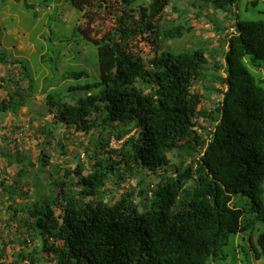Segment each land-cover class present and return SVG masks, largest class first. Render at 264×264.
I'll return each instance as SVG.
<instances>
[{"label":"trees","instance_id":"16d2710c","mask_svg":"<svg viewBox=\"0 0 264 264\" xmlns=\"http://www.w3.org/2000/svg\"><path fill=\"white\" fill-rule=\"evenodd\" d=\"M170 2L71 0L85 21L74 29V37L83 36L98 48L99 80L72 85L64 96L65 85L52 89V80L81 81L89 79V72L51 75L42 88V111L31 107L30 94L42 84H36L26 65L14 86L8 82L0 122L10 112L19 117L26 109L34 117L28 122L37 128L34 135L45 134L49 143L60 124L82 135L100 129L95 157L112 138L123 142L120 149L107 152L115 158L99 157L91 170L84 164L56 163L40 146L38 164L20 151L14 159L0 148V156L19 164L20 177L27 167L50 166L49 178H57L58 189L51 201L30 202L35 195H29L23 209L6 208L28 238L26 243L0 244V264H220L227 260L224 248L232 235L264 221V88L245 61L249 56L254 65L264 63V22L240 21L233 9L242 0H194L196 6L207 5L196 17L207 7L225 12L230 21L236 15V26L230 27L235 34L225 35L214 22L221 46H227L222 64L213 61L214 52L210 59L198 46L191 52L182 46L180 53L164 47L195 31L181 18L163 22ZM110 22L102 36L95 30L97 23ZM0 62L21 65L5 56ZM205 78L211 81L205 87L208 98L214 94L218 100L210 113L199 110L206 95L195 90ZM43 114L52 115V121L42 123ZM198 116H207L214 130L201 133ZM173 153L179 157L175 164ZM151 174L158 178L156 184L146 180ZM135 177H140L137 186L122 188ZM9 192L14 196V190ZM235 194L253 201L254 216L246 223L244 211L234 205ZM34 239L38 242L32 244ZM257 245L255 258L260 260L264 232ZM9 247L19 249L5 263Z\"/></svg>","mask_w":264,"mask_h":264},{"label":"rangeland","instance_id":"374dc122","mask_svg":"<svg viewBox=\"0 0 264 264\" xmlns=\"http://www.w3.org/2000/svg\"><path fill=\"white\" fill-rule=\"evenodd\" d=\"M193 2L194 0H171L165 12L163 22L181 18L191 22L195 28L193 33L184 38L164 44L166 48L172 46L174 53L183 52L182 46L185 45L190 47V52L195 49L193 46H198L206 52L210 59H212V52H214L215 59L213 61L224 64L223 55L227 46L224 48L221 46V38L214 31V22L225 31V35L232 32L231 26H236V15L240 21L264 22V0H242L238 10L237 8L233 9L236 14L233 21L227 19L225 12L221 10L214 12L209 7L203 10L204 15L202 17H196L199 9L207 5L197 2L196 6ZM253 2H258V4L253 5ZM174 8L178 11L176 12ZM84 23L83 13L72 6L71 0H0V58L5 56L11 62L21 63V65L14 66L0 62V102L8 98L10 91L8 82L12 81L11 85L14 86L13 83L19 80L22 64L28 67L36 84H42L30 94L31 107L37 110L45 108L44 96L41 93L44 83H47V78L51 75L54 79L66 71L78 72L84 69L89 72V79L83 78L81 81L72 80L61 83V81L57 82L58 79L52 80V89L58 88L60 84L65 85V89L62 91L64 96V92H69V87L72 85L99 80L97 46L83 36L74 37V29L79 25H84ZM112 25V22L102 26L97 23L95 30H98L102 36V32H107ZM147 50L148 48L146 51L140 52L141 56H145ZM245 61L264 88V63L254 65L249 56L245 58ZM212 73L213 70H210L209 74ZM222 74L224 75L223 72ZM3 79L6 81H2ZM55 82L57 83L54 84ZM209 85H211V81L205 78L195 87L196 91L206 95V100L200 105L199 110L207 113H210L213 107L218 104L216 95L212 94L208 98L205 87L208 88ZM76 95L80 97L79 94ZM76 99L77 97L74 96V98H69V101ZM30 117L28 111L23 109L19 117H14L13 113L10 112L0 122V148L15 156L14 159H17L16 152L20 151L22 157L26 156L28 161L31 157L32 163L38 164L40 146L44 149L43 152L51 155L52 160L56 163L65 167H76L78 164H84L91 170L99 157L103 160L110 158V156L115 158L114 154L107 152L120 149L123 142L112 138L109 147L103 146L102 148L101 146L95 157V144L101 138L100 129L94 130L88 135H82L76 133L73 128L67 129L64 124H60L57 136L49 143L45 134L36 133L38 136L34 135L37 128L33 129L28 123ZM18 118L21 122L17 121ZM52 118L53 116L50 114L44 115L41 122L52 121ZM197 122L202 126L201 133L204 135L214 130L215 124L207 116H198ZM107 136L109 134L105 131L103 138H107ZM172 157L174 164L179 161L177 153H173ZM186 161L189 163L190 158H187ZM20 169L19 164L18 166L17 164L14 165L5 156H0V244H10L11 240L26 243L28 238L27 233L18 227V223L13 221V211L7 212V207L21 210L25 207L29 195L31 197L35 195V197L29 198L30 202L35 201V199L51 201L54 193H58L57 178H49L50 166L43 168L37 166L33 168V171L31 167H27L26 173L22 177L19 176ZM158 173H163V171L159 170ZM139 178L135 177L131 181L128 178V181L122 184V188L137 186ZM146 180L148 183L153 182L155 184L159 181L153 174ZM17 186L19 189L14 190L16 193L13 192L14 196L7 194L6 191L3 192V189L7 187L16 188ZM108 187L110 190L113 189L114 182L111 181ZM122 188L120 193L123 192ZM120 193L115 194L114 201L118 200ZM108 200L113 201L111 197ZM233 202L238 209L244 211V223L254 216L252 213L253 201L249 197L235 194L233 195ZM59 211L62 212L60 208ZM24 217L18 215L20 219ZM262 232H264V221H259L254 225H249L237 235H232L224 248L227 260L220 264H264V258L260 260L255 258V246H258L257 239ZM35 240L32 244L38 242ZM31 246L33 247V245ZM17 250H11L9 247L4 262H11L15 259L13 255L14 253L17 254Z\"/></svg>","mask_w":264,"mask_h":264},{"label":"clouds","instance_id":"9594fccd","mask_svg":"<svg viewBox=\"0 0 264 264\" xmlns=\"http://www.w3.org/2000/svg\"><path fill=\"white\" fill-rule=\"evenodd\" d=\"M234 10H235V8H234ZM231 31H232V33H234V34L236 33V29H235V28H232ZM11 189H12V190H15L16 188H10V187H7L6 189H3V192L6 191L7 194H8V193L11 194V193L9 192V190L12 191ZM19 198H20V197H19ZM0 263H1V261H0Z\"/></svg>","mask_w":264,"mask_h":264}]
</instances>
